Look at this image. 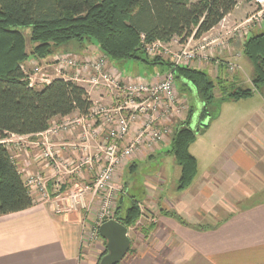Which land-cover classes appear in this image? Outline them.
<instances>
[{
    "label": "crops",
    "instance_id": "1",
    "mask_svg": "<svg viewBox=\"0 0 264 264\" xmlns=\"http://www.w3.org/2000/svg\"><path fill=\"white\" fill-rule=\"evenodd\" d=\"M247 5L246 9L251 6L250 3ZM254 29L249 30V36ZM244 37L230 39L227 50L219 53L223 61L219 66L214 61L196 60L190 67L205 71L212 79L229 74L232 75L230 81L237 86H244L248 81L252 86L251 77L246 79L240 72L242 63L253 69L251 62L241 54ZM65 48L63 53L71 52L79 57L102 53L95 43L87 41H71ZM69 48L75 50L68 51ZM58 54L54 53L48 59L52 60ZM33 61L37 60L31 58L26 63L31 65ZM229 61L238 65L234 73L227 67ZM117 64L111 60L108 63L109 68L121 72ZM166 72L168 69H160L149 80L158 81ZM121 73L124 78H129ZM101 98L106 103L113 101L104 90H96L91 96L93 100ZM227 111L228 115L225 114ZM193 114L188 122L190 126L196 125L197 130L193 129L199 132L202 124L193 119ZM219 116L216 121L201 116L202 122L209 118V126L212 120L216 123L223 120L219 126L224 132L217 127L220 134L216 138L220 144L210 146L217 156L205 164L195 153L196 141L192 144L191 152L198 160L199 169L188 188H177L181 168L170 152L171 138L187 118L184 115L172 121L171 132L165 135L155 151H140V155L130 161L129 166H132L161 156L155 173L144 182L145 198L153 202L151 210L156 214L157 224L149 242L156 252L148 258H136L143 263L264 264V86L247 98L224 99ZM75 132L52 136L50 142L69 156L71 145L78 141ZM31 139L34 143L44 141L39 135H33ZM16 151L17 157L24 155L21 154L23 151ZM29 153L35 159L32 154L37 152L27 148V158L19 161L22 167L31 174L39 170L43 177L46 176L48 169L45 166L37 167L29 160L25 161L29 159ZM33 192L32 207L0 216V264H89L83 259L82 252L86 222L93 220L95 212L85 215L84 210L59 211L56 196L41 198L39 192Z\"/></svg>",
    "mask_w": 264,
    "mask_h": 264
},
{
    "label": "trees",
    "instance_id": "2",
    "mask_svg": "<svg viewBox=\"0 0 264 264\" xmlns=\"http://www.w3.org/2000/svg\"><path fill=\"white\" fill-rule=\"evenodd\" d=\"M239 1L0 0V216L34 204L16 161L2 141L11 134L45 132L55 117L86 114L92 105L86 89L70 80L54 78L41 88L30 86L22 64L31 58L43 61L55 53V47L71 41H87L95 43L113 63L140 60L165 65L175 79L186 80L204 101L211 100L216 82L205 71L174 66L160 56L151 57L146 45L157 40L167 43L178 38L183 43L191 36L200 38L230 14ZM24 27L30 28L29 37ZM241 54L253 66L252 86L234 85L228 89L225 84L229 80L218 77L224 99L250 97L264 85V30L243 41ZM192 114L190 108L171 138L170 152L181 168L179 190L193 183L199 169L191 152L197 138L188 122ZM138 184L135 189L145 191L144 183ZM126 206L125 213L121 212L122 206L117 208L116 219L130 228L142 212L138 199Z\"/></svg>",
    "mask_w": 264,
    "mask_h": 264
},
{
    "label": "built area",
    "instance_id": "3",
    "mask_svg": "<svg viewBox=\"0 0 264 264\" xmlns=\"http://www.w3.org/2000/svg\"><path fill=\"white\" fill-rule=\"evenodd\" d=\"M256 1L260 4L261 9L256 15L249 17L247 22H251L252 19L259 21L264 16V0ZM227 24L225 17L218 27L215 26L200 38L191 36L183 43L178 38L167 43L157 40L146 45L147 54L151 57L165 54L169 56L174 66H190L196 60L214 61L215 65L219 66L223 62L219 53L227 50L230 45L231 37L226 36L239 29L238 27L231 29L228 26V33H225L224 28ZM248 32L239 33V36H246ZM176 43H179L181 47L174 52L170 46ZM108 63L109 59L103 53L86 57H79L73 53H60L54 56L52 61L47 64L48 66L39 61H33L31 65L26 62L22 64L29 84L34 88H41L54 78H63L84 87L90 99L96 90H104L112 98L111 103L104 102L102 98L91 99L92 105L86 114L79 113L62 117L60 122L53 121L52 126L50 125L45 132L35 134L50 139V137L61 133L70 134L77 131L82 133L81 138H88V134L107 132L101 147L105 154L104 168L99 173L94 187H88L92 191V197L101 191L109 192L104 203V210L108 208L109 197L113 189L111 181L116 169L138 151H155L165 135L171 132L172 121L183 116L184 112L189 109L187 104L177 97L176 79L172 71L166 72L158 81L139 77L124 78L121 72L109 68ZM226 63L230 71L238 69V65L234 61ZM32 136L11 134L2 142L5 145L16 142V145L20 147L22 142L31 140ZM22 147L24 146L16 149L21 150ZM84 148L87 153L90 145H85ZM60 153L61 151L48 148L45 158L54 160L56 168H60V163H62L59 158ZM12 158L15 160L13 155ZM69 159L65 162H68ZM91 159L88 158L87 162L92 167ZM28 175L31 190L37 178ZM41 181L38 180L43 185L44 182ZM38 190H41V197L47 199L51 197L45 186H41ZM56 198L59 211H70V206H62L59 203L63 199L69 200L70 198H60L59 196ZM80 198L82 199V195ZM82 207L85 209L87 205Z\"/></svg>",
    "mask_w": 264,
    "mask_h": 264
},
{
    "label": "rangeland",
    "instance_id": "4",
    "mask_svg": "<svg viewBox=\"0 0 264 264\" xmlns=\"http://www.w3.org/2000/svg\"><path fill=\"white\" fill-rule=\"evenodd\" d=\"M247 3L248 2H246L245 0H240L238 3V8L236 7L237 9L235 11L233 10L230 15L228 14V24L225 26L224 32L228 33V26L231 29H234L236 27H238L239 29H237L234 33L230 32V34L226 37L230 36L233 39H237L239 38V33L245 34L247 31L253 30L254 28L255 29L252 34L261 32L262 29L264 30V27H261L262 25L264 26V16L259 21H256L255 19H252L251 22L246 21L249 17L256 15L258 11H260V4L255 0L251 2V6L246 9L248 7ZM22 29L27 35V37H29L28 34L30 33V28L24 27ZM246 36L244 37L245 40L249 37V33ZM67 44L55 47L54 52H65V47L67 46ZM235 45L237 46L239 44L235 42ZM180 47L181 45L179 43L170 46L171 50H173L174 52L178 51ZM72 50L75 49L69 48L68 51ZM158 56L170 60L169 56L165 54H160ZM51 61L52 60H49L47 58L40 62L43 65L48 66L47 64H49ZM117 66L120 71L124 73L125 76L132 78L139 77L145 79L151 78L154 73H156L160 69H168V67L165 65H148L140 60L118 63ZM230 72L234 73V71ZM240 72L246 77V79H248L251 77L253 69L245 66L242 63ZM231 76L232 75L229 74H223L222 77L224 79L229 80L225 84L228 89H230L234 85L237 86L236 83H232L230 81ZM214 80L216 82L215 88L214 90H212L214 98H212L211 100L204 101L201 96L198 95L196 88L191 83H188L186 80L183 79H176L177 97L180 100H183L188 107L193 109V119L196 122L202 124L199 125L200 131H196L197 138L195 143H197V146H194V150L197 151L195 153L199 155V159L202 164H205L210 160L216 159L215 157L217 156V153H212L213 147L210 146H213V143L214 145L220 144L216 138V136L220 134L217 131V127H219L220 132H224L223 129H221V127L219 126L221 125L223 120H217V123L215 122L216 118L220 117V107L222 102L224 101V98L222 95H220V85L217 83V80L215 78ZM250 86L251 82L248 81L243 87ZM188 110L190 109H187V111H185L183 114L185 118L187 117L186 115H188ZM207 112L209 113V117L215 120H212L210 126H205L203 125L202 121H200L202 118L201 116H205ZM225 114L228 115V111L225 112ZM181 117L182 116H180V118ZM225 117L226 116H224V118ZM61 118L62 117H58L55 120H52L51 126L53 121L60 122ZM191 127L197 130V128H195L196 125H193ZM75 133L76 132H74V134ZM77 133L78 141L71 145L72 147L70 155H65V153L61 149L62 152L60 153L59 158H61L62 163H60V168H56L54 160L45 158V152L48 148L49 150L50 148L54 149L55 151L60 150V148L58 147H55L57 149L54 148V145L51 144L50 139L43 138V142L40 141L35 143H30L32 139L27 142H22L21 146L24 147H22L21 149V152L23 151L21 154L24 155L19 157L16 156L18 152L16 151V148H20L21 146L19 147L18 145H16V142L6 143V147L13 155V157H15L21 174L24 173V180L26 184L29 185V190L30 184L28 181V174L33 175L34 178H37L36 183H34V187L31 188V192L33 189V193L39 192V195H41V190L38 189H40L41 186H45L46 191H48L50 195L53 194L54 196H59L60 198H70L69 200L63 199L59 201L62 206H70V211L77 212L84 210L85 215L90 214L91 211L95 212L93 220L86 222V241L82 252L83 259L85 260V262L88 261L89 264H98L101 258L107 253L106 240L102 238L99 234L100 224L111 217L116 219V211L119 206H122L121 212L123 211V213H125V209L127 207L126 205H128L129 201H132V199H138L142 216L134 226L130 227V238L132 241L131 248L127 253V256L125 257L123 263L120 264H148L147 261L143 263L142 260L140 261L136 258L140 256L148 258L147 256H153L154 252H156V250L152 246H150L149 242L153 236V230L155 229V226L157 224V218L155 216L156 214L152 213L151 210L153 207V202H151L149 198H145V191L135 189V183L137 184L138 182L139 184H143L147 177L155 173L156 169L158 168V164L161 163V156L158 155L155 157L154 160L139 162L138 164H135V166L130 167L129 164L132 158L136 155H140V151H138L132 157H129L124 163H122L114 172V176L111 181V186L113 187V189L109 197L108 208L104 210V203L106 202V198L109 192L101 191L97 195H94V197H92V191L89 190L88 187H94L99 173L104 168L105 154H103L101 147L104 139L106 138L107 132H95L92 135L88 134V138H81L80 136L82 135V133ZM61 134L57 136H61ZM9 137L10 135L7 138ZM79 145L80 147H77ZM85 145H90V148L87 153L84 148ZM30 147L33 151L35 150L37 152L35 154H32L35 155V159L31 158V154L29 153V159H26L25 161L29 160L30 163L36 165L37 167L41 165L45 166V168L48 169L46 176L43 177V175L40 174L41 171L39 170L36 171L35 174H31L29 173L28 169H24V167H22V162L20 164L19 161L24 160L26 157L25 150ZM88 158H92V167L91 164L87 162ZM68 159L69 161L65 162V160ZM38 180H42L41 182H44V184H40ZM81 195L82 199L80 198ZM88 196L90 198L89 200L87 199ZM83 205H87V208L84 209L82 207Z\"/></svg>",
    "mask_w": 264,
    "mask_h": 264
},
{
    "label": "water",
    "instance_id": "5",
    "mask_svg": "<svg viewBox=\"0 0 264 264\" xmlns=\"http://www.w3.org/2000/svg\"><path fill=\"white\" fill-rule=\"evenodd\" d=\"M204 120L203 125H208ZM99 234L106 240L107 253L101 258L99 264H119L127 255L131 247L129 227L121 221L111 218L99 226Z\"/></svg>",
    "mask_w": 264,
    "mask_h": 264
}]
</instances>
